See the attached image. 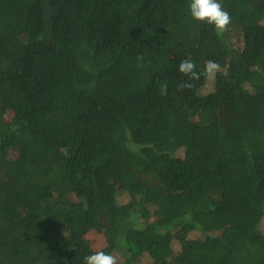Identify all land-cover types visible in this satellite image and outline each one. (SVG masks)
I'll list each match as a JSON object with an SVG mask.
<instances>
[{
    "label": "trees",
    "instance_id": "1",
    "mask_svg": "<svg viewBox=\"0 0 264 264\" xmlns=\"http://www.w3.org/2000/svg\"><path fill=\"white\" fill-rule=\"evenodd\" d=\"M190 2L0 0V264H264V0Z\"/></svg>",
    "mask_w": 264,
    "mask_h": 264
},
{
    "label": "clouds",
    "instance_id": "2",
    "mask_svg": "<svg viewBox=\"0 0 264 264\" xmlns=\"http://www.w3.org/2000/svg\"><path fill=\"white\" fill-rule=\"evenodd\" d=\"M190 16L193 20L212 25L218 33L227 30L232 22L230 14L224 9L218 0H191L189 5ZM178 71L190 80H199L201 75L205 78H213L216 73L221 71L219 63L208 60L204 64L203 73L196 70V65L191 59H184L178 65ZM184 85H178V89ZM161 93L167 94V84H162ZM82 264H119L118 258L104 251H96L83 257Z\"/></svg>",
    "mask_w": 264,
    "mask_h": 264
},
{
    "label": "rangeland",
    "instance_id": "3",
    "mask_svg": "<svg viewBox=\"0 0 264 264\" xmlns=\"http://www.w3.org/2000/svg\"><path fill=\"white\" fill-rule=\"evenodd\" d=\"M237 37H238V36H237L235 33L231 35V39H232V41L235 42V44H234V47H235V48H239V47H240V45H239V41L237 40ZM203 90H204V93H207L208 91L211 90L210 82H208V83L205 85V87H204ZM261 228H262V231L264 232V220H263V222H262ZM115 256H116V255H115ZM146 261H147V258L145 257V258L143 259V262H146Z\"/></svg>",
    "mask_w": 264,
    "mask_h": 264
}]
</instances>
